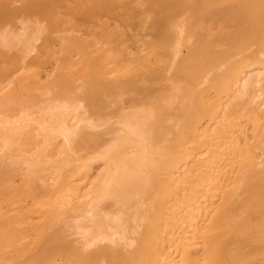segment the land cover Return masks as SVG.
<instances>
[{
    "label": "bare ground",
    "instance_id": "obj_1",
    "mask_svg": "<svg viewBox=\"0 0 264 264\" xmlns=\"http://www.w3.org/2000/svg\"><path fill=\"white\" fill-rule=\"evenodd\" d=\"M0 264H264V0H0Z\"/></svg>",
    "mask_w": 264,
    "mask_h": 264
}]
</instances>
